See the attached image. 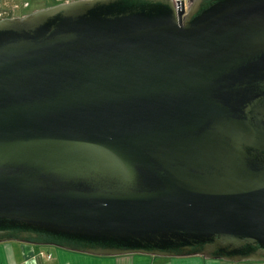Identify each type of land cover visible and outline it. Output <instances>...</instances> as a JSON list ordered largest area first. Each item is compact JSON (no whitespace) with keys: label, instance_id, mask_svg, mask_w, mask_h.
Returning a JSON list of instances; mask_svg holds the SVG:
<instances>
[{"label":"water","instance_id":"1","mask_svg":"<svg viewBox=\"0 0 264 264\" xmlns=\"http://www.w3.org/2000/svg\"><path fill=\"white\" fill-rule=\"evenodd\" d=\"M3 242L264 263V0L0 18Z\"/></svg>","mask_w":264,"mask_h":264},{"label":"crops","instance_id":"2","mask_svg":"<svg viewBox=\"0 0 264 264\" xmlns=\"http://www.w3.org/2000/svg\"><path fill=\"white\" fill-rule=\"evenodd\" d=\"M193 257H178L191 258V260L183 261L165 257L156 260L155 256L141 254L92 256L51 246L43 248L19 242L0 243V264H264L262 262L232 263L208 259H204L207 262H202L203 258Z\"/></svg>","mask_w":264,"mask_h":264},{"label":"rangeland","instance_id":"3","mask_svg":"<svg viewBox=\"0 0 264 264\" xmlns=\"http://www.w3.org/2000/svg\"><path fill=\"white\" fill-rule=\"evenodd\" d=\"M64 0H0V18L20 16L29 13L33 10L48 7ZM47 248L50 246H42ZM164 257H155L156 260H161ZM191 258H194L191 256ZM191 258H176V260H191ZM195 258H200L197 256ZM202 259V257H201ZM174 260V259H173ZM202 262H207L202 259Z\"/></svg>","mask_w":264,"mask_h":264},{"label":"trees","instance_id":"4","mask_svg":"<svg viewBox=\"0 0 264 264\" xmlns=\"http://www.w3.org/2000/svg\"><path fill=\"white\" fill-rule=\"evenodd\" d=\"M64 1H68V0H64Z\"/></svg>","mask_w":264,"mask_h":264},{"label":"built area","instance_id":"5","mask_svg":"<svg viewBox=\"0 0 264 264\" xmlns=\"http://www.w3.org/2000/svg\"><path fill=\"white\" fill-rule=\"evenodd\" d=\"M176 1V0H175Z\"/></svg>","mask_w":264,"mask_h":264}]
</instances>
